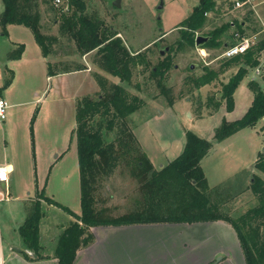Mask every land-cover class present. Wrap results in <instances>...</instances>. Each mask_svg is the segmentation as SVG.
Returning <instances> with one entry per match:
<instances>
[{
  "label": "rangeland",
  "instance_id": "1",
  "mask_svg": "<svg viewBox=\"0 0 264 264\" xmlns=\"http://www.w3.org/2000/svg\"><path fill=\"white\" fill-rule=\"evenodd\" d=\"M45 1L46 6H40L38 1L41 16H47L46 12L51 6L68 10L65 0L59 6ZM113 1L88 0V12L91 15L98 14L107 26L121 33L123 42L130 50L140 48V52H145V57L150 61V65H138L133 70L130 85L107 74L106 71L105 74L108 83H120L128 92L140 96L145 101V105L128 118V126L152 165L160 168V164L165 165L177 157L183 149L185 134L190 131L212 143L208 153L201 160L210 189L230 179L233 184L238 183L236 187L244 189L223 208H229L231 215H239L256 205L257 198L251 192L250 184L254 175L264 179V173L255 166V160L260 154H264V119L219 141L215 139L214 133L223 120L239 119L251 106L254 91L247 83H250L251 76H255L257 66L248 68L244 79L233 93L232 105L222 100L218 108H214L213 105L207 104L208 107L206 101L210 96L220 98L222 83L227 82L237 71V66L227 69L219 74L216 80L191 92V83H188L189 77L203 73V66L218 69L226 60L218 56L226 45L235 41L231 35L238 31V27L234 25L228 28L221 38L223 44L219 47L178 48L177 41L181 38L182 30L180 21L191 12L199 0H120L119 7L114 6ZM215 1V11L206 14L207 19L198 34L205 35L227 21L245 19V34L258 33L257 40L264 35L263 26L255 12L251 11L246 17L248 11L233 9L231 0ZM253 2L264 20V0ZM161 3L162 7L159 8ZM2 10L3 4L0 0V13ZM45 21L46 25L53 24L52 20ZM53 31H56V26ZM14 40L23 42L25 48L19 58L8 59V54L15 48L12 44ZM68 45L63 47L67 48ZM165 47H168V50H165ZM160 50L165 51L161 54ZM41 53L32 34L25 28L12 27L8 36L0 35V64L3 68L10 66L15 71L11 83L2 90V96L8 101L9 108L5 124H1L0 133H6L12 154L19 155L22 152L25 158L22 165L18 166L19 183L16 190L19 195L24 189L22 197L16 199V194H13L12 199L0 202V233L9 238L18 239L16 228L23 218L24 196L26 210L36 198L46 178L49 180L48 185L45 182L44 186L46 195L72 211H80L78 161L73 147L75 140L71 136L75 126L72 94L90 93L89 95L95 97L101 91L97 82L101 69L94 62V52L87 56L77 53V57L80 63L87 67L90 65L91 75L97 83L95 92H91L94 84L88 73L70 74L62 78L52 76L46 79L47 59L44 60ZM166 55L171 57V68L162 78L152 76L151 69ZM51 56L47 58L54 59ZM69 65V60H65L59 61L56 67L57 70H63ZM54 67L52 66L53 69ZM258 67L260 74L253 81L263 88L264 51L260 54ZM3 73L4 80L10 77L9 70L4 69ZM167 95L173 97L171 105L167 102ZM63 152L65 154L61 158H55L56 154ZM51 161L54 162L53 166ZM233 177H236L237 182ZM95 192L97 206L103 209L106 207L107 213L113 216L134 210L142 201L140 181L131 175L130 167L126 163H121L110 176L101 179ZM42 203L45 216L40 223L41 241L50 249L62 227L66 226L69 220H74V217L57 206L45 201ZM101 227L103 228L96 227L91 230L94 235L92 241L96 240V245L103 244V238L107 235V226Z\"/></svg>",
  "mask_w": 264,
  "mask_h": 264
},
{
  "label": "trees",
  "instance_id": "2",
  "mask_svg": "<svg viewBox=\"0 0 264 264\" xmlns=\"http://www.w3.org/2000/svg\"><path fill=\"white\" fill-rule=\"evenodd\" d=\"M1 2L3 10L0 13V35L8 34L6 28L8 24L23 25L32 32L44 56L58 51L61 39L65 38L74 43L79 55L94 52V62L100 69L118 77L127 85L131 84L133 70L138 65L145 67L150 65L145 52L131 51L117 35V31L107 26L98 14L91 15L88 12V0H65L67 11H64L63 7L58 9L49 7L54 14H58L55 16L50 10L46 12L50 19L57 23V30L53 34L44 32V28L47 29L50 24L46 25V21L41 22L42 16L37 0ZM215 7V0H199V3L193 6L191 12L180 21L182 30L181 38L177 41L178 48L195 46L196 32L203 27L207 19L206 13L215 11ZM250 12L248 11L247 15ZM232 22L238 27L239 33L243 34L241 21H227L206 33L205 35L210 38L200 47L214 48L222 45L221 38ZM231 36L233 37V34ZM23 50L24 44L17 45L8 54V59L19 58ZM262 51L264 35L245 53L223 61L218 69L203 66V73L188 78V83H191L190 92L211 83L219 74L237 66V71L227 82L222 83L220 98L210 96L206 101V105H213L214 108H218L222 100L232 105L235 89L244 79L248 68L259 65ZM57 64L48 62L49 76L62 72L57 70ZM171 64V57L166 55L151 69V75L164 77ZM52 66H55L54 69ZM84 68L86 66L82 63L77 67ZM102 76L100 74L97 76L100 93L95 97L89 94L82 95L75 102V126L71 136L75 140L78 159L80 214L47 196L45 189L41 188L26 209L24 221L17 228L23 245L20 252L30 260L55 258L57 264H72L77 251L92 242L94 238L92 228L141 223L223 220L234 228L245 263L264 264V179L254 175V180L250 184L257 204L239 215H231L230 209L223 206L244 189L241 188L238 192L234 188L237 183L233 184L231 179L210 189L201 160L208 153L212 143L190 131L185 134L181 153L162 167L155 168L128 126V118L140 110L145 101L140 96L128 92L120 83H108L106 77ZM11 81L12 75L3 81L0 94ZM158 84L160 85L159 81ZM248 85L254 91L251 106L241 118L233 121L223 120L215 129L216 140H222L237 130L245 126H254L259 120L264 119V89L253 80ZM166 97L168 104L171 105L173 97L170 95ZM121 163H126L130 167L131 175L139 179L142 201L134 210L113 216L107 213L106 207L103 209L97 206L95 191L98 182L110 176ZM255 166L264 173V154L258 156ZM44 201L74 217V220H69L67 225L62 227L50 249L47 244L41 243L40 223L45 216V207L42 203Z\"/></svg>",
  "mask_w": 264,
  "mask_h": 264
},
{
  "label": "crops",
  "instance_id": "3",
  "mask_svg": "<svg viewBox=\"0 0 264 264\" xmlns=\"http://www.w3.org/2000/svg\"><path fill=\"white\" fill-rule=\"evenodd\" d=\"M38 1L40 3V6H46L45 4H47L45 0H38ZM255 14L258 17V19H260L264 30V24H263L264 20L261 19L257 9ZM41 20H42L41 22L43 23L45 20L50 22V20L52 19H50V16L47 14V16L46 15L42 16ZM241 23H242V27L245 30L247 24L246 20L245 19L241 20ZM234 25H235L234 22H232L231 26ZM54 26H57V23L53 22V24L48 25L47 29L44 28V32L47 31L49 34L55 33L56 31H53ZM12 27L17 29L25 28L29 30L27 27L23 25L8 24L6 27L8 32L7 36L10 34V29ZM29 32L32 34L30 30ZM253 34L258 36V33H253ZM117 35L121 37L120 32H118ZM61 40H62L60 42L61 46L58 49V51L50 54L52 55L51 57H53L54 59L52 60L48 59L47 57H49V55L42 56V58L44 60L47 59L46 60L47 67H48V62L58 63L59 61H65V60H69L70 65L66 69L61 70L62 72H58L57 74L52 76H56L57 78H62L63 76H67L70 74L76 75L83 72V73H88L89 76L93 78L90 72L91 67L89 64L88 67L87 65H85L86 68L84 69H77L81 61L77 57L78 52L75 49L74 43L66 40L65 38L64 39L62 38ZM18 43L24 44L23 42L20 43L17 40H14L12 42L15 48L17 47V45H19ZM65 44H69L67 48L63 47ZM24 48H25V44H24ZM131 51H133L134 53L140 52V48H135L134 50ZM89 53L85 55L87 56L89 55ZM4 69L9 70L10 76L12 75V79L15 76V71L12 67L6 65L3 68V66L0 64V72L2 75L0 83H3L4 81V73H3ZM100 71L99 74L106 77L105 71L102 69ZM46 76H47L46 79L48 77H52L49 76L48 72ZM249 79L254 80L253 76H251ZM263 79L264 76H262V80ZM93 84L94 87L91 92H95L97 88V83L94 78H93ZM81 94L83 93L76 95L72 94V100L74 103V113H75V102L79 97L82 96ZM3 123L5 124L4 120H2V122L0 121V127L1 124ZM5 135L6 133H4L3 131L0 133V165H4L6 167L8 173V181L6 183H0V189L8 193L9 199L8 198L7 199L10 200L13 198L12 196L13 194H16L15 196L16 199L18 197L19 198L22 197L21 194L24 191V189L19 193V195L16 192V190H17V185L19 183L18 166L22 165L23 160H25V158L22 152L19 155L12 154V152L9 149L10 147L9 141H7ZM73 147L76 150L75 143ZM64 154L65 152H63L60 155L58 153L55 155V158L59 159ZM76 157H77V152H76ZM53 164L54 162L51 163V166H53ZM160 165L163 166L164 164H160ZM78 180H79V168H78ZM47 181L49 180L46 178L42 188L45 189L44 186H45V182ZM240 189L241 188L236 187V190H238V192L240 191ZM29 192L30 190L27 191V194ZM25 197L26 196H24V199ZM79 197H80V191H79ZM23 200H22L23 218L21 222L17 224V228L24 221L26 216V210L24 208ZM75 213L80 214V211ZM106 233H107L106 237L103 238L104 239L103 244L96 245L95 244L96 240H95L92 241L87 246H85L83 249H79L72 264H246L240 246V242L234 228L229 223L223 220L192 222V223L160 222V223H141V224L120 225V226H107ZM95 239L97 238L95 237ZM22 249H23V245L19 234H18V239H16V238L6 237L5 234L1 235L0 233V264H57V260L55 258H44L38 260L27 259L20 252V250Z\"/></svg>",
  "mask_w": 264,
  "mask_h": 264
},
{
  "label": "built area",
  "instance_id": "4",
  "mask_svg": "<svg viewBox=\"0 0 264 264\" xmlns=\"http://www.w3.org/2000/svg\"><path fill=\"white\" fill-rule=\"evenodd\" d=\"M63 1L64 0H50V2L55 6H59L60 4L63 3ZM231 2L233 9L256 12V4L253 2V0H231ZM197 34L198 32H196V35ZM233 37L235 41L232 44L226 45L219 54L218 58L229 59L236 55L243 54L258 41L257 35L241 34L239 33V31H234ZM259 74H260V69L257 65V67L255 68V76L253 77V79L259 76ZM1 78L2 75L0 72V81ZM8 108H9L8 101L5 99L4 96L0 94V121L5 120L7 118ZM7 181H8L7 169L4 165H0V183H6ZM7 198H8V193L0 189V202L7 200Z\"/></svg>",
  "mask_w": 264,
  "mask_h": 264
},
{
  "label": "water",
  "instance_id": "5",
  "mask_svg": "<svg viewBox=\"0 0 264 264\" xmlns=\"http://www.w3.org/2000/svg\"><path fill=\"white\" fill-rule=\"evenodd\" d=\"M113 5L116 7L120 6V0H114L113 1ZM162 7V3L159 5V8ZM210 36L208 35H202V34H197L195 37V46L196 47H200L202 46L204 43H206L209 40ZM165 50H168V47H165ZM165 50H160V53L163 54ZM190 67L192 68L193 65H190ZM264 89V87H263Z\"/></svg>",
  "mask_w": 264,
  "mask_h": 264
}]
</instances>
